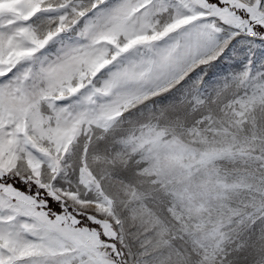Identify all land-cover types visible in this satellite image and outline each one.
Returning <instances> with one entry per match:
<instances>
[{
	"label": "snow or ice",
	"instance_id": "obj_1",
	"mask_svg": "<svg viewBox=\"0 0 264 264\" xmlns=\"http://www.w3.org/2000/svg\"><path fill=\"white\" fill-rule=\"evenodd\" d=\"M0 264H264V0H0Z\"/></svg>",
	"mask_w": 264,
	"mask_h": 264
}]
</instances>
